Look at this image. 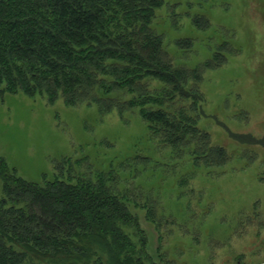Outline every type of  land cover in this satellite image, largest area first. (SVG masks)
<instances>
[{
    "label": "trees",
    "instance_id": "16d2710c",
    "mask_svg": "<svg viewBox=\"0 0 264 264\" xmlns=\"http://www.w3.org/2000/svg\"><path fill=\"white\" fill-rule=\"evenodd\" d=\"M205 1L0 0V101L6 93L49 105L60 99L69 107L93 105L100 118L114 111L123 122L135 113L146 143L164 157L165 174L184 163L215 170L230 155L198 125L204 102L199 81L228 55L214 50L201 61L188 59L206 32L212 31L211 45L237 48L228 28L222 32L221 26L220 39H214L219 28L211 27ZM185 16L190 30L181 31ZM230 136L250 148L264 147V137L249 132ZM154 162L138 152L102 165L87 154L63 155L53 160V178L32 181L0 155V264H105L95 255L96 243L111 264H148L143 255L150 263L136 202L124 196L151 202L144 213L155 224L170 218L179 227L180 216L165 207L160 190L141 178ZM194 173L167 176L180 188L175 197L185 195L182 188ZM122 224L137 231L138 249ZM173 232L163 228L165 236Z\"/></svg>",
    "mask_w": 264,
    "mask_h": 264
},
{
    "label": "rangeland",
    "instance_id": "374dc122",
    "mask_svg": "<svg viewBox=\"0 0 264 264\" xmlns=\"http://www.w3.org/2000/svg\"><path fill=\"white\" fill-rule=\"evenodd\" d=\"M204 3L211 27L219 28L214 39H220L221 26L222 32L228 28L232 31L229 41L237 48L211 45L207 38L212 31L206 32L194 42L188 59L189 63L201 61L214 50L228 55L227 61L206 69L199 81L204 102L198 125L209 131L215 143L225 146L230 157L224 165L211 170L184 163L165 174L164 157L146 143L143 122L135 113L126 122L114 111L100 118L93 105L69 107L60 99L49 105L22 93H6L0 101V155L18 175L32 181L53 178V160L63 155L87 154L101 165L133 152L150 156L155 162L142 169L141 178L160 190L165 207L180 219L179 227L170 218L155 224L144 213L151 202L124 196L129 204L136 202L133 207L150 259L149 263L143 255V262L264 264V147L250 148L230 136L249 132L264 137V0ZM187 21L188 16L181 19V31L190 30ZM100 140L111 144L100 145ZM241 150L243 156L236 155ZM186 172L195 173L187 176L182 188L185 195L177 198L180 188L167 176L175 180ZM2 189L0 176V196ZM157 214L164 218L160 210ZM122 227L138 249L135 228L131 224ZM163 228L173 230L174 235L165 236ZM94 247L95 255L111 264L103 246L96 243ZM38 264L56 263L46 259Z\"/></svg>",
    "mask_w": 264,
    "mask_h": 264
}]
</instances>
